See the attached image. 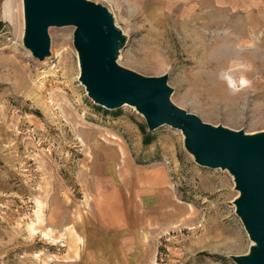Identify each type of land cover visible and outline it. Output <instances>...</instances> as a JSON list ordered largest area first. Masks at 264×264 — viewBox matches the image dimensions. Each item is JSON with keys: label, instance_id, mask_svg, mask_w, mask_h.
I'll return each mask as SVG.
<instances>
[{"label": "rangeland", "instance_id": "obj_1", "mask_svg": "<svg viewBox=\"0 0 264 264\" xmlns=\"http://www.w3.org/2000/svg\"><path fill=\"white\" fill-rule=\"evenodd\" d=\"M5 1L0 264H237L246 256L253 245L236 213L234 176L197 164L178 130L150 132L134 108L96 105L79 79L74 26L49 29L44 61L30 55L22 2L13 0L10 23ZM87 1L128 35L120 66L167 76L172 102L213 127L264 133V0Z\"/></svg>", "mask_w": 264, "mask_h": 264}, {"label": "water", "instance_id": "obj_2", "mask_svg": "<svg viewBox=\"0 0 264 264\" xmlns=\"http://www.w3.org/2000/svg\"><path fill=\"white\" fill-rule=\"evenodd\" d=\"M23 1V42L34 58L42 62L49 56L51 27L74 26L79 79L96 105L108 110L135 107L150 132L162 126L181 131L197 164L234 176L240 192L236 213L256 246L248 256L233 259L237 264H264V133L249 136L213 127L172 102L167 76L145 77L120 66L115 50L123 33L106 7L87 0Z\"/></svg>", "mask_w": 264, "mask_h": 264}, {"label": "bare ground", "instance_id": "obj_3", "mask_svg": "<svg viewBox=\"0 0 264 264\" xmlns=\"http://www.w3.org/2000/svg\"><path fill=\"white\" fill-rule=\"evenodd\" d=\"M19 2H20V0H19ZM21 2H22V17H23V20H22V22H23V37H22V39L24 38V34H25V12H24V1L23 0H21ZM14 6H13V0H6L4 3H3V6H2V10H3V17H4V19L6 20V21H8V22H10V23H13L14 22V18H15V16H14V14H13V12H14ZM110 14H111V16H112V18H113V21H114V23L120 28V26L117 24V21H116V19H115V17L113 16V14L111 13V11H110ZM16 15V14H15ZM12 25V24H11ZM121 29V28H120ZM122 30V29H121ZM122 33H123V37H122V39H121V41H120V43H119V45H118V47L116 48V50H115V54H116V59H117V62L119 61V60H121V57H122V52H121V50H122V48H123V46H125V44H126V42L128 41V39H129V37H128V35L127 34H125V32L122 30ZM262 35V34H261ZM255 37V36H254ZM252 39H254V38H252ZM256 39H257V37H256ZM255 40H253V42H254ZM257 41V40H256ZM249 43H250V41H249ZM248 44V43H247ZM251 44V43H250ZM248 46V45H247ZM26 50H27V52L30 54V55H32L31 54V52H30V50L29 49H27L26 48ZM78 60H79V56H78ZM78 64H79V69H80V74H81V63H80V60L78 61ZM80 74H79V78H80ZM124 106H130V107H132V108H134L135 109V111L137 112V110H136V108L135 107H133V106H131V105H128V104H126V105H124ZM142 116V115H141ZM180 133H182L181 131H179ZM184 139H185V136H184ZM190 151V150H189ZM190 153H191V155H192V157H193V153L190 151ZM225 171H228V170H225ZM239 197V193H238V195H237V197H236V199ZM41 204V203H40ZM40 204H39V206H40ZM42 207V206H41ZM39 210H41V209H39ZM40 214V213H39ZM38 214V215H39ZM41 215V214H40ZM44 216V215H43ZM38 218V217H37ZM43 219V218H42ZM43 221V220H42ZM41 221V217H39V222H42ZM38 223V222H37ZM32 225V224H31ZM31 227V231H33V233L35 232V227H34V225L33 226H30ZM37 231V230H36ZM48 235V234H47ZM252 245H253V247L254 246H256V243L255 242H252ZM250 254V252L247 254V256Z\"/></svg>", "mask_w": 264, "mask_h": 264}, {"label": "trees", "instance_id": "obj_4", "mask_svg": "<svg viewBox=\"0 0 264 264\" xmlns=\"http://www.w3.org/2000/svg\"><path fill=\"white\" fill-rule=\"evenodd\" d=\"M2 25H3V24L0 22V29H1Z\"/></svg>", "mask_w": 264, "mask_h": 264}]
</instances>
